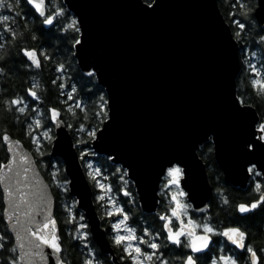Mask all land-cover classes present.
I'll return each mask as SVG.
<instances>
[{
	"label": "water",
	"instance_id": "1",
	"mask_svg": "<svg viewBox=\"0 0 264 264\" xmlns=\"http://www.w3.org/2000/svg\"><path fill=\"white\" fill-rule=\"evenodd\" d=\"M137 3L63 0L87 38L83 51L74 56L77 67L85 75L91 70L85 65H95L94 76L112 116L103 139L91 142V149L99 156L112 155L114 165L129 169L127 178L147 214L156 211L164 177L161 166L167 167V160L180 162L185 169L188 184L182 187L195 194V200H187L193 209L210 202L212 185L198 154L207 142L212 143L213 158L224 181L245 189L250 177L241 170L239 130L228 115V106L237 95L240 48L217 0H158L159 8L151 15L142 13ZM261 6L264 9V0H256L253 15L264 28ZM248 111L250 118H259L255 108ZM53 130L49 156L62 162L68 194L83 213L92 242L119 264L101 226L75 143L63 122ZM20 151L35 161L23 144ZM249 159L264 166L260 155ZM39 173V184L47 189L49 208L55 213L54 195ZM261 177L264 181V175ZM28 179L36 182L32 171ZM0 191L3 200L2 188ZM48 251L44 249L45 260L35 257L31 264H54Z\"/></svg>",
	"mask_w": 264,
	"mask_h": 264
},
{
	"label": "snow or ice",
	"instance_id": "2",
	"mask_svg": "<svg viewBox=\"0 0 264 264\" xmlns=\"http://www.w3.org/2000/svg\"><path fill=\"white\" fill-rule=\"evenodd\" d=\"M21 0H16L15 6H19ZM26 4L30 6L33 19L38 20L40 28L32 32L31 39L37 40L39 36L45 34L51 35L52 28L58 23V18L67 16V8L62 6L56 0H26ZM137 8L146 15H151L159 8L158 0H151L149 3H141L138 0ZM7 7L11 11L14 7L12 3L5 5L4 0H0V8ZM240 7L245 9L242 13L243 20H233L236 30L233 33L232 39L236 44H241V52L243 55V63L246 65V72L250 75V84L255 90L256 95L264 100V28H260L256 32L258 39L249 40V33L254 29L255 18L251 15L253 9L241 3ZM261 11H264L261 6ZM19 16L20 13H17ZM257 15H260L257 13ZM27 16L25 19L27 20ZM11 19L8 15L0 16V20L8 21ZM264 20V16H260ZM249 21V23H245ZM27 28V25L25 26ZM74 33L70 37L68 44V53L70 56L79 55L86 46L87 38L82 31V26L75 18L71 19L70 24H64L58 28V32L66 33L68 28ZM10 27L6 26L5 31H10ZM15 33H12L15 38ZM56 39L64 42L67 36H56ZM248 42L260 48L259 55L261 56V66L253 63L258 52L248 48ZM3 45H0L2 48ZM18 53L22 54L23 66L28 68H42V61L51 62L53 57L42 47L23 46L18 48ZM42 58V59H41ZM5 57L0 56V62L4 61ZM55 71L61 73L66 68L65 62L56 63ZM91 70L85 75L89 78L96 74L95 65H85ZM5 69L0 67V72ZM51 83L61 90V95H64L63 89L65 83L59 79H53ZM38 85L34 82L31 87L24 89L25 96L17 95L15 98L5 100L4 110L7 112H17L25 114L27 107L26 101L30 98L33 103L40 99L39 93L36 91ZM77 89L72 87L71 92L67 94L69 100H74V95ZM91 95V92H89ZM83 101L77 102L76 107L79 108ZM109 104L104 96H100L99 109L94 113L99 125L87 127L81 123L79 128L75 129L78 133H86L87 139L79 138L73 145L77 148L78 157L83 163L85 176L92 182L96 194L94 201L98 208L103 209L101 221L106 222V227L110 231V242L119 250V259L124 264H171V261L178 260L180 264H201L206 261L207 264H240L243 258L245 264H264V247H258L254 242L249 240L252 235L248 227H242L236 221H232L228 226L220 227L213 225L212 217L205 216L207 210L211 212L213 204H203V207L197 205L193 209V204L186 202L187 200H195V194L191 191H185L183 185L188 184V180L184 179L185 169L180 166V162L173 163L172 160L165 161L167 167L161 166V171L166 176L162 182L161 193L168 198V203L164 204V210L154 216V221L158 227L152 229L150 227L134 228L130 225L135 222V213L130 208L121 207L117 201L113 200L109 195L114 191L112 185L102 182L100 179L102 173L106 170L103 167H95L89 157L97 154L91 149V142L99 143L104 136V131L107 130V121H111L109 109L106 107ZM260 107L255 103H246L243 94L235 95L228 106L229 118L237 125L239 130L238 150L240 152L242 162L241 170L246 172L251 178L257 179L253 183V192L257 196H252L250 201L236 203L233 206V213H239L237 220L251 219L255 215L256 210L264 212V181L259 177L264 175V166L257 164L254 160L249 159L256 155L264 158V114L259 118H250L249 109ZM61 111L57 106H51L47 109L46 115L48 123L53 126L60 125L62 122ZM72 112V108L67 109ZM87 111V109H83ZM16 119H19L17 117ZM35 128H43L41 136L46 141L54 139L51 128L42 124L41 120H34L27 125V129L22 130L24 135L32 141L35 148L34 155L37 157L35 161L29 160L26 152L20 151L22 146L21 140H12L8 130H0V144L3 145L5 155L0 159V188H2L3 200L0 201V223H5V231L0 232V258L4 259V264H31L35 257L41 260L46 259L44 249H48V256L54 259V264H70L65 258L64 253L67 247H74L72 241H78L83 244L84 248L88 249V256L82 261V264H104L99 261L95 250L88 243L89 232L88 225L83 223L85 217L79 216L77 220L76 214L68 209V219L65 224H71L75 229V234L70 235L67 239L62 235L59 228L60 221L55 217L49 208L48 191L39 184V169L44 167H52L51 163H45L41 157L45 156L44 147L40 138L35 135H29ZM69 129L73 128L72 124H67ZM106 161L113 162L115 173L119 174V180L122 185L128 184L125 179L129 175L128 168H122L114 165V157L108 155ZM33 163L35 169L32 168ZM29 171L33 172L36 177L35 183H30L28 179ZM58 177L55 173H49V184H55L57 190L61 187L56 183ZM108 177L104 176L103 180ZM64 185L68 184L67 179L63 181ZM24 189H29L25 191ZM67 191V188L64 189ZM115 191L121 192L126 198L124 203L133 204L131 197V189L118 186ZM219 191V190H218ZM158 204L163 203V200L157 201ZM203 203V202H201ZM223 205H229L230 201L221 197ZM6 205V206H5ZM189 209H193L192 214ZM223 211V209H221ZM200 213L202 220L195 217V213ZM40 217L39 219L37 217ZM226 241L234 250H239L238 254H215L216 250L213 245ZM67 244V247H66ZM11 245V246H10ZM174 247L179 252L178 256H167L169 247ZM213 253L209 256V253ZM7 253V255H5ZM78 264L80 262L78 261Z\"/></svg>",
	"mask_w": 264,
	"mask_h": 264
},
{
	"label": "trees",
	"instance_id": "3",
	"mask_svg": "<svg viewBox=\"0 0 264 264\" xmlns=\"http://www.w3.org/2000/svg\"><path fill=\"white\" fill-rule=\"evenodd\" d=\"M4 2L5 5L7 3H12L14 7L11 11H9L7 7L0 8V16L8 15L11 17L8 21L0 20V45H3V47L0 48V56L5 57V60L0 62V67L5 69L4 72H0V130L6 129L10 132L13 139L21 140L22 144L32 153L36 160L37 157L34 155L35 148L33 147L32 141L28 138V135H24L22 131L27 129L28 124L32 123L34 120H41L42 124L51 128L54 136L53 126L48 123L46 112L49 107L57 106L62 109L61 116L64 125H73L72 129L66 127L73 142L75 143L76 140L81 137L87 139L86 133H78L75 129L79 128L81 123H83L86 128L91 127L92 125L101 127L98 120L95 118L94 113L99 109L100 96L103 95L105 100L106 96L104 90L97 84L95 76L89 78L86 75H83L78 69L74 57L69 55L68 44L70 43V37L74 34L72 29L69 27L66 33L58 32V28L62 27L64 24H70L71 19L74 18L68 10L67 16L69 19L66 20L64 17L58 18V23L53 26L51 35L45 34L40 36V34L37 33L39 38L34 41L31 39L32 32L39 29L40 24L38 20L33 19L34 14L32 13L31 8L24 0H21L19 6H15L16 0H4ZM56 2H59L64 6L63 0H56ZM144 2L149 3L151 0H144ZM217 2L222 15L232 30V33L236 30V26L232 21L243 20L242 13L245 9H242L240 4L243 3L248 7H251L253 11L256 7V0H217ZM17 13H20V15L18 16ZM251 15L254 17L253 12ZM25 16L28 17L27 20L25 19ZM245 23H249V21H245ZM26 25L27 28L25 27ZM6 26L10 27L11 30L6 32ZM259 30L260 27L256 23L254 29L249 33V40L258 39V37H256V32ZM13 32L16 34L15 38L12 36ZM64 35L67 36V39L64 42L56 39V36ZM246 43H248V48L258 52L253 63L257 64L258 67L261 66V56L259 55L261 49L255 47L253 43L248 42L247 40ZM238 45L240 48L239 59L241 69L236 81L237 95L243 94L246 103L260 105V107H253L256 109L258 116H260L261 114H264V100H261V98L256 95L255 90L250 84L251 77L245 70L246 65L243 63V55L241 52L243 45ZM23 46L42 47L53 57V59L51 62L42 61L44 66L40 69L25 67L23 66L22 54H19L17 51L18 48ZM60 62H65L66 68L63 72L57 73L54 65ZM53 79H59L60 82L65 83L66 87L63 89L64 95H61V90L51 83ZM34 82L38 85L36 91L39 93L40 99L33 103L29 98L25 105H20L21 107H27L25 114L22 115L17 112H7L4 110L5 106L3 102L5 100L15 98L17 95L24 97V89L31 87ZM72 87H75L77 91L73 93L74 100H69L67 94L71 92ZM89 92H91V95ZM80 101H83V103L77 108L76 103ZM69 107L72 108V112L67 111ZM83 109H87V111H83ZM17 117H19V119H16ZM42 131L43 128L34 127L29 135L37 136L40 138L42 144L45 145V156L41 157V159H43L46 164L50 162L52 167H44L39 170L52 190L55 199V217L61 222L59 228L62 235L67 239L70 235L75 234L73 226L64 223V221L68 219V209H71L72 212L76 214L78 221L79 216L83 215V213L77 210L75 200L68 194L67 185L63 184V181L67 179V177L64 173L62 162L59 159L51 158L49 156L53 139L50 141L44 140L41 136ZM198 154L206 165L209 180L212 185V198L209 203L213 204V207L211 212L206 211L204 212V215L212 217V224L219 225L220 227L228 226L232 221H236L242 227H248L252 234L249 237V240L254 242L256 246L263 247L264 212L257 209L255 215L252 216L251 219L245 220H237L239 215L233 213L234 204L250 201L252 196L258 195L253 192L255 177L251 179L246 189L241 190L234 188L222 179L221 173L214 162L211 142L204 144L199 149ZM4 155L5 151L3 145L0 144V159H2ZM89 159L92 160L95 167H103L106 169L102 173L100 179L102 182L112 185L114 191L110 194L113 199L117 201L121 207L130 208L135 213V222L130 225L131 227L140 229L144 227H158L153 219L154 216H146L143 214L139 207L133 184L127 179V177H125V179L128 181V184L122 185L119 180V174H114L115 167L111 162L106 161V157L96 155L89 157ZM80 163L83 167L81 160ZM49 173H55L58 177L56 183L61 185L59 190H57L55 184H49ZM104 176L108 177L106 181L103 180ZM87 180L93 192L95 209L98 216L101 217L103 209L98 208L94 201L96 190L94 189L92 182L88 178ZM118 186L131 189V197L127 199L134 198L133 204L124 203L126 198L123 197L121 192L115 191ZM65 187L67 188V191L64 190ZM221 197L228 199L230 201L229 205H223L221 203ZM0 201H2L1 191ZM221 209H223V211H221ZM0 212H2V209H0ZM82 222L86 224L85 219ZM100 222L101 226L107 231L108 228L106 227V222L101 221V219ZM3 231H5V223H0V232ZM71 243L74 247H67L66 244L67 251L64 253L65 258L70 264H78V261L82 264V261L88 256V249L84 248L83 244L78 241H72ZM88 243L91 248L95 250V254L99 261H103L104 264H114L109 256L102 254L98 250L96 245L92 242L90 235ZM220 247L222 246L220 245ZM215 250V254L217 255H219L220 252H223L225 255L230 254V251L227 248L222 247V250H219V254L217 253L218 250L216 248ZM234 254L238 253L234 252ZM5 255H7V253ZM118 263L121 264L120 259ZM0 264H4L3 258H0ZM240 264H245L243 258L241 259Z\"/></svg>",
	"mask_w": 264,
	"mask_h": 264
},
{
	"label": "flooded vegetation",
	"instance_id": "4",
	"mask_svg": "<svg viewBox=\"0 0 264 264\" xmlns=\"http://www.w3.org/2000/svg\"><path fill=\"white\" fill-rule=\"evenodd\" d=\"M25 1V0H24ZM26 2V1H25ZM215 162V161H214ZM216 164V163H215ZM216 166H217V164H216ZM217 168H218V166H217ZM219 169V168H218ZM207 170V169H206ZM219 171H220V169H219ZM208 172V171H207ZM220 173H221V177H222V179H223V175H222V172L220 171ZM255 176H253V177H251L250 178V180H249V183H250V181H251V179H253ZM166 179V176L164 175V177L162 178V181H161V183H160V187H159V192H158V194H159V201H161V200H163V203H161V204H158L157 205V208H156V211L154 212V213H151V214H147V213H145V212H143V214H145L146 216H155L157 213H159V212H161V211H163L164 210V204H167L168 203V198H166L164 195H163V193H161V186H162V182L164 181ZM257 179V177H255V180ZM259 179L261 180V181H263V179H262V177H259ZM224 180V179H223ZM249 183H248V185H249ZM248 185H247V187H248ZM246 187V188H247ZM235 188V187H234ZM245 188V189H246ZM238 189H240V188H238ZM241 190H244V189H241ZM186 199V198H185ZM186 202H188L187 201V199H186ZM140 207V206H139ZM141 209V208H140ZM142 210V209H141ZM207 211V210H206ZM205 211V212H206ZM192 212H193V209H189V213L190 214H192ZM195 217L197 218V219H199V220H202V217H201V215H200V213H195ZM150 228H152V227H150ZM157 228V227H156ZM156 228H152V229H156ZM106 231V230H105ZM106 235H107V238H108V240H109V236H110V231H109V229L106 231ZM109 243L111 244V242H110V240H109ZM220 245L223 247V248H227L229 251H230V253H233L234 254V252H236V253H238V251L237 250H234L232 247H230L225 241H223V239L221 238V242H219V243H216V244H214L212 247H213V249H217L218 251H217V253L219 254V250H222V247H220ZM223 245H225V246H223ZM111 247H112V249H113V251H114V255L116 256V258H117V260L119 261V255H120V252H119V250L118 249H116L112 244H111ZM263 247H264V245H263ZM213 253H209V256H211ZM179 255V252L177 251V250H175L174 249V247H172V246H170L169 247V249H168V251H167V256H178ZM108 256V255H107ZM110 257V256H109ZM110 259H111V257H110ZM120 263V262H119ZM121 264H124V262H121ZM171 264H180V262L178 261V260H173V261H171ZM201 264H207V262L206 261H202L201 262Z\"/></svg>",
	"mask_w": 264,
	"mask_h": 264
},
{
	"label": "rangeland",
	"instance_id": "5",
	"mask_svg": "<svg viewBox=\"0 0 264 264\" xmlns=\"http://www.w3.org/2000/svg\"><path fill=\"white\" fill-rule=\"evenodd\" d=\"M109 195H111V194H109ZM112 196V195H111ZM113 198V197H112ZM114 200V199H113Z\"/></svg>",
	"mask_w": 264,
	"mask_h": 264
}]
</instances>
